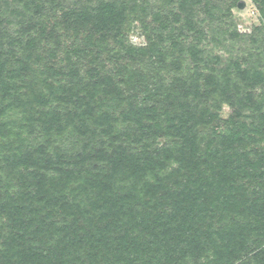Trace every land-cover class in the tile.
I'll return each mask as SVG.
<instances>
[{
  "label": "trees",
  "instance_id": "obj_1",
  "mask_svg": "<svg viewBox=\"0 0 264 264\" xmlns=\"http://www.w3.org/2000/svg\"><path fill=\"white\" fill-rule=\"evenodd\" d=\"M241 1L0 0V264H264Z\"/></svg>",
  "mask_w": 264,
  "mask_h": 264
},
{
  "label": "rangeland",
  "instance_id": "obj_2",
  "mask_svg": "<svg viewBox=\"0 0 264 264\" xmlns=\"http://www.w3.org/2000/svg\"><path fill=\"white\" fill-rule=\"evenodd\" d=\"M245 5L242 8L235 9L234 13L238 21V27L241 31H250L255 24H259V13L251 0H244ZM132 43L136 45H143L146 43L145 36L142 34V30L136 27L131 36ZM226 112L228 107L225 108Z\"/></svg>",
  "mask_w": 264,
  "mask_h": 264
},
{
  "label": "water",
  "instance_id": "obj_3",
  "mask_svg": "<svg viewBox=\"0 0 264 264\" xmlns=\"http://www.w3.org/2000/svg\"><path fill=\"white\" fill-rule=\"evenodd\" d=\"M244 5H245V2H244V1H241V2L239 3V7H244Z\"/></svg>",
  "mask_w": 264,
  "mask_h": 264
}]
</instances>
